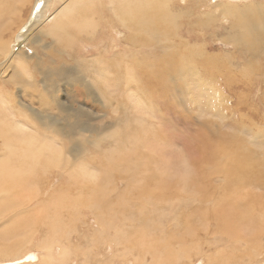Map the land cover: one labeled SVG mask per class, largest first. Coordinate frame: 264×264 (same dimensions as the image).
<instances>
[{
  "label": "bare ground",
  "instance_id": "bare-ground-1",
  "mask_svg": "<svg viewBox=\"0 0 264 264\" xmlns=\"http://www.w3.org/2000/svg\"><path fill=\"white\" fill-rule=\"evenodd\" d=\"M127 1L115 4V10L111 9L112 6L107 10L103 0H0V221L9 222L0 233L1 239L8 242L3 248L0 245V254L12 257L23 250L27 256L20 257L15 263L32 264L29 247L38 241L40 233L49 232L39 247L44 252L39 264H131L137 254L136 264H164L167 252L169 258L182 249L194 255L192 248L199 249L201 243L200 238L195 243L191 236L214 226L212 235L224 234L232 246L238 247L234 249L241 257H258L264 244V168H259L261 159L252 148L250 151L241 147L243 139L235 136L226 139L213 130L209 135L200 136L198 147H191L187 142L185 147L189 148L175 150L164 141L161 128L155 133L153 125L151 129L142 127L133 130L129 136H122L119 130H115L109 134L116 144L114 149L118 152L120 144L125 145L133 152L135 160L130 162L122 154L112 159L115 152L112 149L111 154L109 149L108 161L99 162L111 176L99 171L91 174L89 171L93 157L86 151L88 147L91 150L100 147L105 141L103 132L110 128L100 130L102 133L98 132L93 141H86L84 135L94 131L91 123H95L97 118L86 108L78 107V102L85 98L87 106L95 109L96 102L92 98L100 93L104 100L102 107L115 109L113 93L120 90L123 84L127 90L136 85L135 88L146 95L138 84L135 69L138 66L152 68L158 61L152 59L154 56L147 59L150 54L138 52L135 45L138 43L143 48L149 43L151 46L158 43L159 23L169 24L173 20L167 8L160 6V3L168 4L172 0H151L152 6L157 7L155 11L149 12L148 2L147 8L143 10L146 6L142 7L140 11H135L137 13L132 11L131 6V11L123 8ZM223 1L229 6L228 24L232 29L226 40L236 50L254 54L260 46H264L263 6V10L251 9V6L239 8L237 4L241 2L229 0L231 4H227L228 0ZM259 1L262 3L264 0ZM213 2L215 4L216 0ZM136 3L138 5L139 2ZM106 11H111V16ZM115 19L121 22L124 29L148 33L152 40H146L141 35L140 39L134 37L138 40L133 42V36L128 37L126 40L135 45L133 49L122 52H115L114 44L109 43L93 57L75 58V66L63 57H55V50H49L46 53L48 62L44 64L46 60L40 53L44 50L45 41L51 40L52 47L60 43L63 51L79 56L84 51L83 42L95 38L103 24L110 25L115 32ZM208 19L207 26L217 21L214 16ZM36 36L37 39H34ZM191 39L189 36L184 48H189L192 56H196L199 49L206 55L207 48L189 46ZM32 49L36 52L29 59L36 64L34 70L29 68L25 56L26 51L30 54ZM174 59V55L159 58V61L166 62L163 73L159 71L163 79L177 69H174ZM148 60L153 64L147 65ZM190 61H186V67L190 66ZM180 65L179 72H182ZM116 75L122 78L117 79ZM183 78L180 74V79ZM161 82L170 91L168 84ZM62 90L70 94L69 103L61 102ZM51 103H55L56 107L50 106ZM138 109L144 108L139 106ZM49 116L54 118L49 120ZM263 131L264 128L258 129L259 133ZM130 136L125 144L126 137ZM160 142H164V146ZM151 146L157 149L152 157L142 151ZM53 169L61 170L65 179L69 175L68 181L73 184H67L63 187L65 190L49 202L47 200L45 218L52 217L53 220L49 228L36 233L26 216L18 213L24 199L29 194L33 196L37 174ZM113 173L123 179L124 187L112 180ZM256 188L262 191L258 192ZM85 190L89 192L86 194ZM117 193L122 195L115 204L109 198ZM127 208L138 211L129 215ZM64 209L68 213L67 221L61 217ZM178 214L182 215L180 221L185 223L183 234L179 233V223L173 229L168 223L172 215ZM90 216L92 219L87 220ZM195 217H200V222L197 223ZM80 221L81 225L77 227ZM127 225L129 227L126 228ZM215 241L223 244L220 238H215ZM258 247L260 250H257ZM219 257L224 258L221 263L230 261L219 252L210 255L208 260L219 262Z\"/></svg>",
  "mask_w": 264,
  "mask_h": 264
},
{
  "label": "rangeland",
  "instance_id": "rangeland-1",
  "mask_svg": "<svg viewBox=\"0 0 264 264\" xmlns=\"http://www.w3.org/2000/svg\"><path fill=\"white\" fill-rule=\"evenodd\" d=\"M103 1L105 3L104 8H106L107 10H109V6H112L111 9L113 10L115 4L118 5L120 2H122V0ZM137 1L140 4L138 3L137 5ZM234 1H238L237 3L241 2V4H237L238 7L240 6L239 8H250L251 6V9H264V1H262V3L259 0ZM110 2L114 4L111 5L109 4ZM133 2L134 0H128L125 5L123 4V8H128L129 11H131L132 9L134 13H137L135 11H140L146 6L143 9L145 10L147 8V5H149L148 2H150V6L148 7L150 8L149 12H153L157 8L155 7V5L152 6L151 3L153 2H151V0H135V4ZM223 2L226 1L216 0L215 4H212L214 3L213 0H172L168 4L160 3V6L166 7L167 11L172 14L173 20L169 24H162V22L159 23L160 26L158 25V35L160 42L158 41V43H154L152 44V46L149 43L151 47L147 45L146 47L142 48V45L138 43L136 45L131 44L129 40H126V38L133 36L131 38L133 42H135L142 37H144L146 40H152V36L145 32L141 34L136 33V30L124 29L121 26V22H118V20L116 21V19V23L113 21V24L115 25V32L110 29V25L108 26V24H103L102 28L99 29L97 33L98 35L95 36V38L91 39H94L92 43L91 40L83 42L84 51H81L79 56H74L73 52L71 51H63L62 44L60 43H55V47H52L53 42L51 43V40L45 41L46 45L44 44L45 46L42 47L44 50H42V53H40V56L46 60L44 64H47L48 62L46 53L49 50H55V57H63L67 61L71 62L72 66H75V58H85V56L93 57L94 53L102 51L103 47L109 43H111L112 46L114 44L115 52H122V50L127 51L130 48L133 49L132 47L133 45H135L138 52H145L150 54V57H148L147 59H151L154 56L155 58L153 57L152 59L158 61H155L157 64H153L149 60L146 62L147 65L153 64L152 68L148 69L145 66H138L135 69L138 76L137 78L139 80L138 84L139 86H141L142 90L144 89L143 91H145L144 94L146 95L141 94L139 90L136 89V85L133 86L134 88L131 86V89L127 90L125 89L127 88V86L123 84L124 86L122 85V88H119L120 90H115L114 92L116 93H113L114 101H116V107H114L115 109L111 107H102V105H104V100L102 97L103 94L100 93L92 98L93 101L96 102L95 107L93 106L95 109H90V107L87 106L85 98L78 102V107L86 108L97 118V121L95 123H91L94 131H92V133L90 134L84 135L87 138L86 141H93L92 139H94L96 136L98 137V132H100V130L104 128H110L106 133L103 132V138H105V141L103 142V144H100V147H96L97 149L92 148V150L90 149V147H88L86 151L87 154L92 155L93 157L92 161L89 160L90 170H88L91 172V174L93 172L99 171L104 172V174H106L107 176L110 175L109 173L104 171L105 169L100 165L99 160L107 162L109 159V157L107 156L108 150L110 149V153H113L112 149H114L116 144H114V140L109 137V134L111 132L119 130L120 135L123 136L124 134H128L129 136L131 133H133V130L142 129V127H148L149 129H151L152 125L155 133L161 128V131L165 135L164 141L166 142L168 147L172 146L175 150H180L181 147L182 149L189 148L185 147L187 142L191 145V147H198L200 143V136L203 134L209 135V132L211 131L212 133L213 130H215V132H217L220 137L225 136L226 139L231 136L241 138L243 139L241 147L249 148L250 151L253 150V153L259 156V160L261 159L259 162V168H264V131L260 133L258 132V129L264 128V46H262L263 50L260 46L254 54H250L247 51L244 52L242 50H236L234 45L228 43V40H226V38L228 34L230 35L229 32H231L232 29H230V24H228L230 17L228 15L229 11L227 8L229 6H226L225 4H223ZM252 2L254 3V5ZM227 4H231L230 1ZM262 6L263 9H261ZM108 12L107 13L111 16V11ZM158 16L161 15L158 14ZM213 16L217 17V23L211 22L209 26L205 25V23H207V21L209 20L208 18ZM113 18L114 17H112V20ZM141 35L142 37H140ZM189 36H191L192 38L189 46H193L192 48H199L200 46L207 48L206 55H203L202 51L199 49V51L197 50L199 53H197L196 56H192L189 48L188 50L184 48V44L187 43L186 40L189 38ZM134 37L138 39H135ZM34 39H37V36L34 37ZM30 43H32V39H30ZM31 51L32 53L30 54H28L26 51L25 56L29 64V68L31 70H34L36 64L31 59H29V57L33 56L34 52L36 51L35 49H32ZM132 52L134 51L132 50ZM67 53L70 56H68ZM168 55L175 56L174 64L176 65V67H174V69H177L173 72V74H171V76H167V79H163V77L159 76V74H161V72L163 73V65L166 62L159 61V58ZM189 58L194 59L192 60L193 62L190 60H186ZM186 61H190V66H185V63H187ZM179 65L182 67H180L182 72H179ZM183 66L185 67V69ZM151 72L154 73L151 74ZM178 73H180L184 78L180 79V74L178 75ZM116 78L119 79L122 77L116 75ZM158 79L160 82L158 81ZM39 81H41V79H39ZM161 81H164L168 84V86L171 88L170 91L166 89L163 82ZM160 83L161 85H158ZM62 91L61 102L69 103L68 97L69 99L71 98L69 96L70 94L68 95V92H66V90ZM133 92H135L136 95ZM166 92L169 94H167ZM163 94L164 96H161ZM90 101L91 99L89 98L88 102ZM140 101L142 102V104ZM101 103L103 104L101 105ZM50 106L56 107L55 103H51ZM77 106H75V108H78ZM139 106H142L144 109L139 110ZM36 111L39 112L38 109H36ZM53 118V116H49V120H52ZM62 124L64 126V123ZM132 136H134V134ZM132 136H130V138L126 137L127 140L125 144H127L128 140H130ZM149 137H151V135H149ZM160 143L164 146V142ZM120 146L121 148L118 152H116V149H114L115 153L111 158L113 159L116 155L119 156V154H122L125 157L129 158L130 162H133L135 160V158L133 157V152L129 151V148H127L125 145L122 146L120 144ZM99 149L102 152L99 151ZM142 151L152 157L156 154L157 149L151 146L148 150ZM164 151L166 152L167 149H165ZM94 166L95 168H93ZM93 169L97 171H93ZM58 170L53 169L50 170L51 172L42 171L43 174L40 175V172L39 174H37L38 177H36L33 196L32 194H29L28 198L24 199L22 203V209L18 213L24 214L26 216L28 221H30L33 226L32 231L36 233L37 231L42 232L46 227L49 228L53 220L52 217L50 219L45 218L46 215L44 214V206L52 198H54L56 194H59L61 191L65 190L63 188L64 186L69 183V185L73 184L68 181L69 175H66L65 179V174H63L61 170ZM127 178L129 177H126V179ZM112 180L115 183L117 182L116 184L121 185V187H124L125 182L123 181V179L119 178L117 173L112 174ZM127 181H129V179ZM74 187L76 188V186ZM256 189L258 192L262 191V189ZM88 192L89 190H85L84 193L87 194ZM86 194L83 195L85 196ZM122 194H120V196ZM120 196L117 193L116 196H111L109 199L113 200L116 204L117 200L121 198ZM129 197L130 196H127V198ZM131 202L135 203V201L132 200ZM136 203L140 204V202ZM137 211L138 209L127 208L126 213L129 215H134L135 213H137ZM67 214L68 213L64 209L62 212L63 216H61L63 217L62 220H68ZM38 216L41 217V219ZM37 218L38 220H36ZM86 219H92V216ZM180 219H182V215H172L168 223L170 225V229L176 228L177 223H179V233L183 234L185 233V223L180 221ZM81 220L83 221V217H81ZM194 220L198 223L200 222L201 218L195 217ZM4 221H0V233L1 230L9 224L8 221ZM80 223L81 221L77 223V227L81 225ZM93 224L95 223H92V225ZM92 225L90 226V229L93 227ZM127 227H129V225H127L126 228ZM214 228V226H211L208 230L200 231L191 236L195 243L198 241V238H200L201 243V247L199 249H195V247L192 248V250L194 251V255L191 256L188 254V252L182 249L178 252H174L175 255L173 258H169L167 252L165 253L164 264H264V244L258 257L252 255V257L248 256L243 258L240 256L241 254L234 249L238 247L232 246L230 244L231 241L224 234L220 233L218 235H212ZM86 230H88V228H86ZM48 235L49 232L40 233L38 235V241H34L31 247H29L33 256L32 264L40 263L39 258L41 254H44V252L39 247L41 246L42 241L46 239ZM186 236H184V238ZM187 237L190 238L189 236ZM215 238H220V242H222L223 244L216 243ZM0 241L5 242V244L0 243V245H3L2 248L8 244V242L1 239V237ZM160 243L164 245V243ZM257 250H260L259 247ZM20 252H18V254L20 253L19 255L16 253V255L12 257L0 254V264H19L15 263V261H18L20 257L24 258L25 256H27L26 254H24L23 250H21ZM199 252L201 254H198ZM218 252L224 254L225 259H228L230 261L221 263L220 261L224 259L222 257H219V262L216 261L215 263L208 260V257L210 255ZM112 254H114V252ZM116 254L119 255L121 254V252H116ZM137 256H139V254H137ZM137 256L135 258H139ZM15 258L16 260H13ZM135 258L133 259V262L131 264L138 263L135 261ZM149 261L151 262L152 260L150 259Z\"/></svg>",
  "mask_w": 264,
  "mask_h": 264
}]
</instances>
